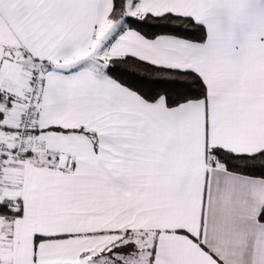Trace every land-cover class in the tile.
<instances>
[{"label": "snow or ice", "instance_id": "1", "mask_svg": "<svg viewBox=\"0 0 264 264\" xmlns=\"http://www.w3.org/2000/svg\"><path fill=\"white\" fill-rule=\"evenodd\" d=\"M0 264H264V0H0Z\"/></svg>", "mask_w": 264, "mask_h": 264}]
</instances>
